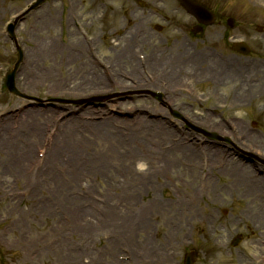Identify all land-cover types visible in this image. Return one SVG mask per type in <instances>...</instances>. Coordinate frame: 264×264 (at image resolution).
I'll return each instance as SVG.
<instances>
[{
    "label": "rangeland",
    "instance_id": "374dc122",
    "mask_svg": "<svg viewBox=\"0 0 264 264\" xmlns=\"http://www.w3.org/2000/svg\"><path fill=\"white\" fill-rule=\"evenodd\" d=\"M146 1L150 10L138 15L151 14V23H160L153 11L164 7ZM113 15L124 32L122 11ZM142 43L136 57L148 53ZM75 69L57 67L55 82L16 84L47 101L146 87L134 78L70 82L65 76ZM90 104L41 105L0 84V246L6 262L1 264H180L190 248L199 252L196 264L256 259L264 238V186L251 187L244 177L256 172L253 164L228 161V150L156 111L159 104L143 95ZM183 116L213 129L206 114ZM222 116L229 115L218 114L215 121ZM241 116L249 123L243 129L254 135L251 147L263 153L264 135L249 122L257 116L231 117ZM225 124L216 130L229 134ZM238 136L244 141L245 134ZM238 234L242 240L232 247Z\"/></svg>",
    "mask_w": 264,
    "mask_h": 264
},
{
    "label": "flooded vegetation",
    "instance_id": "af4514ba",
    "mask_svg": "<svg viewBox=\"0 0 264 264\" xmlns=\"http://www.w3.org/2000/svg\"><path fill=\"white\" fill-rule=\"evenodd\" d=\"M92 3L96 2V9H103V1L102 0H91ZM211 7L214 11L215 15L219 19H223L228 15V10L225 6L219 5L217 0H211ZM93 9H91L92 11ZM255 29L256 32L253 33L252 30ZM228 40H244L253 45L256 49V58L251 62L255 63L254 78L258 82V92L259 97L264 99V12L261 15L260 26L255 28L252 27H241L238 32L233 34H226ZM214 39H225V33L214 32ZM102 42V41H101ZM212 50H215L212 48ZM96 61L99 63L100 59L97 57ZM246 72L251 73L249 67L246 68ZM263 109H264V100H263Z\"/></svg>",
    "mask_w": 264,
    "mask_h": 264
},
{
    "label": "bare ground",
    "instance_id": "6f19581e",
    "mask_svg": "<svg viewBox=\"0 0 264 264\" xmlns=\"http://www.w3.org/2000/svg\"><path fill=\"white\" fill-rule=\"evenodd\" d=\"M193 142V141H192ZM188 150V149H187ZM262 182H264V181H262Z\"/></svg>",
    "mask_w": 264,
    "mask_h": 264
}]
</instances>
